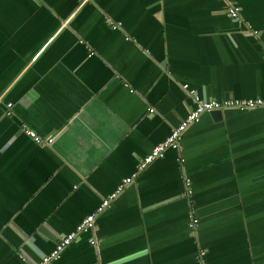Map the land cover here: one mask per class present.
<instances>
[{
    "label": "crops",
    "instance_id": "1",
    "mask_svg": "<svg viewBox=\"0 0 264 264\" xmlns=\"http://www.w3.org/2000/svg\"><path fill=\"white\" fill-rule=\"evenodd\" d=\"M184 84L264 97V0H0V264L50 253L133 175L194 108ZM137 173L49 264H264L263 107L204 112Z\"/></svg>",
    "mask_w": 264,
    "mask_h": 264
},
{
    "label": "built area",
    "instance_id": "2",
    "mask_svg": "<svg viewBox=\"0 0 264 264\" xmlns=\"http://www.w3.org/2000/svg\"><path fill=\"white\" fill-rule=\"evenodd\" d=\"M229 15L236 20H242L240 7L236 4L230 3L227 7ZM114 27H119L121 25L120 21L113 22L111 21ZM254 32L257 33V30L254 29ZM184 89H186L189 95L193 98L194 108L189 112V114L182 119V121L174 127L169 136H167L163 141L154 146L152 151L147 154L138 165V170L131 176H128L123 179V181L118 185L117 189L109 194L107 197H104L101 204L93 211L92 213L85 216L80 223L76 226L73 231H70L65 234H61L59 239L54 247V249L50 253H42L40 254V258L38 261H35L33 264H49L52 260L58 258L63 251V249L69 245L74 240H77L82 233L92 231L95 232L96 228V218L99 213H101L104 209H106L111 202L125 189V187L133 182L134 177L143 170L148 164L153 162L156 158L163 157L165 155V151L172 147L175 149H181V141L183 138V134L185 130L194 122L198 121L201 115L206 111H211L214 109H228V108H239V109H253L256 107L264 108V97L256 96V97H247V98H238V97H228L225 99H215V98H202L196 89H190L188 84L183 85ZM1 99V96H0ZM13 106V102L7 103L6 114L11 115ZM154 111V108H150V112ZM23 128L25 132L30 135L36 142L50 144L53 142V137H43L39 135L34 129L28 127L26 124H23ZM193 193V189L191 186L190 179H186V188L185 194L191 196ZM199 224V218L195 216V214H191V219L189 222V226L196 230ZM91 243L98 245L99 240L93 235L91 238ZM204 250L201 251V254H204ZM18 255L23 261H28L27 255L22 251V247H20L18 251ZM95 264H106L101 260L96 261Z\"/></svg>",
    "mask_w": 264,
    "mask_h": 264
},
{
    "label": "water",
    "instance_id": "3",
    "mask_svg": "<svg viewBox=\"0 0 264 264\" xmlns=\"http://www.w3.org/2000/svg\"><path fill=\"white\" fill-rule=\"evenodd\" d=\"M211 112L219 115V114H221L222 109H214V110H211Z\"/></svg>",
    "mask_w": 264,
    "mask_h": 264
}]
</instances>
